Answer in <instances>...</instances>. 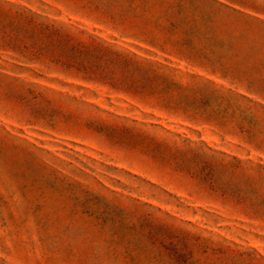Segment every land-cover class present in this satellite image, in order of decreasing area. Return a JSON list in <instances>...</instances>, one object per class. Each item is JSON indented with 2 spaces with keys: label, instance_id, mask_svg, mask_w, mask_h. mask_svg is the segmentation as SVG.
I'll use <instances>...</instances> for the list:
<instances>
[{
  "label": "rangeland",
  "instance_id": "rangeland-1",
  "mask_svg": "<svg viewBox=\"0 0 264 264\" xmlns=\"http://www.w3.org/2000/svg\"><path fill=\"white\" fill-rule=\"evenodd\" d=\"M0 264H264V0H0Z\"/></svg>",
  "mask_w": 264,
  "mask_h": 264
}]
</instances>
